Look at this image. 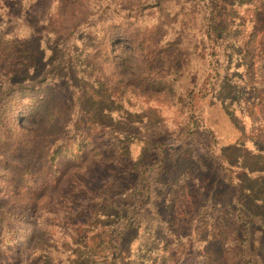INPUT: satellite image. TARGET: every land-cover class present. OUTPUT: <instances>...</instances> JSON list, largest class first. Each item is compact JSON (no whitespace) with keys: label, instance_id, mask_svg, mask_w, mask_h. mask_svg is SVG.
Segmentation results:
<instances>
[{"label":"rangeland","instance_id":"obj_1","mask_svg":"<svg viewBox=\"0 0 264 264\" xmlns=\"http://www.w3.org/2000/svg\"><path fill=\"white\" fill-rule=\"evenodd\" d=\"M7 1V13L22 14L36 24L32 33L23 24L11 25L10 30H16L19 37L41 40L46 46L45 58L42 60V52L36 56L40 62L34 79L47 70L50 74L33 88H27L33 82H26L22 89L18 84L7 87L0 80V96L6 93L0 99V264H52L55 260L58 264L84 260L87 264H112V253L116 252L110 248V240L105 241L109 236L111 239L112 230H123L118 242L119 264H151L156 260L163 264H227L222 230L215 220L221 204L234 210L237 201L264 222V162L255 147L264 151V129L247 107L250 95H239L222 73L223 78L214 81L220 83V90L196 100L205 132L191 133L184 97L188 74L176 82L157 79L143 85L138 78L139 54L126 40L111 44V67L98 60L96 56L101 54L93 47L86 51L95 60L91 59V65L59 56L58 49H63L61 42L56 44L59 31L65 41L70 39L74 51L90 39L97 44L99 25L79 26L83 17L101 5L120 7L126 1H103L89 5L88 10L86 0ZM212 3L226 38L238 37L237 31L252 20L249 0ZM259 24L264 29V12ZM251 25L253 22L247 30ZM8 61L14 65L12 57ZM226 63L227 57L224 66ZM195 65L201 66V60L192 57L191 66ZM94 69L108 74L107 86L96 81ZM241 73L237 68L229 75L236 80ZM87 86L82 107H77L75 97ZM80 119L83 123L76 125ZM60 141L55 163L50 165L48 147ZM218 156L238 168L237 193L223 179ZM143 175L150 182L151 195L140 191ZM84 189L103 193L105 207L96 217L88 213L77 219L68 217L88 205L77 195ZM186 196L194 198V208H187L194 223L180 231L176 215L184 218L185 207L179 203ZM58 209L63 213L61 219L55 215ZM127 211L137 212L129 228ZM195 228L202 239L208 235L211 239L202 243L194 238V244H202L191 243L194 248L183 257L175 250L176 238L180 234L188 241L185 236ZM170 246L173 250L164 256L163 249ZM38 249L54 258L46 260L45 253L35 252Z\"/></svg>","mask_w":264,"mask_h":264},{"label":"trees","instance_id":"obj_2","mask_svg":"<svg viewBox=\"0 0 264 264\" xmlns=\"http://www.w3.org/2000/svg\"><path fill=\"white\" fill-rule=\"evenodd\" d=\"M103 1L108 0H86L85 8L88 10L89 5H97ZM123 1L127 3L125 6L114 7L110 4L103 8L101 5L98 10L95 9L94 12L86 13L87 16L83 17L79 26L86 25L88 28H92L99 25L100 38L97 44L94 43L93 39H90L88 43L84 42L79 50L80 52L74 51V46L70 43V39L65 41L63 39L64 34L59 31L56 44L58 45L60 42L63 44V49H58L59 56L64 60L73 59L75 63L81 65H91L92 53H86V51L88 47H93L96 53L101 54L100 57L103 58L96 56L98 60L102 61L105 66L111 67L114 65L112 57L109 55L112 48L111 44H118L126 40L127 45L139 54L138 78L143 82V85H147V83L157 79L158 81L174 79L173 81L176 82L179 76L188 74L189 84L184 90V97L189 110L187 117L188 124L191 125V133L196 130L205 132V130H202L198 119L196 100L199 97L203 98L211 94L214 96L220 90V83H217V81L214 83V81L223 73L224 79L229 81L234 89L239 92V95H250L252 101L251 103L246 102L247 107L251 109L252 115H254L253 119L258 122L259 128L264 129V29L259 24V18L264 12V0H249L247 6L252 10V20L245 22L242 30L237 31L238 37L227 38L224 37L225 28L221 26L215 16L216 6L213 5L212 0ZM7 3V0H0V22H2V25H0V80L4 81L7 87L18 84L17 86L22 89L26 88V82H33L30 87H27L33 88L39 82L45 81L50 74L49 70H47L38 79L33 77L35 69L39 68L38 61L40 62V59L36 58V56L42 52L43 60L47 53L46 46L43 45L41 40L32 39L28 35L19 37L15 33L16 30H10L11 25L18 26L23 24L29 29V33H32L36 24L33 23V26L22 14L15 16L7 13ZM92 19L96 22L94 23ZM251 22H253V26L251 25V30H247ZM117 40L118 42H116ZM227 43L233 45L229 46ZM200 46L202 47L201 49ZM196 53H200V57H197ZM10 57H12L14 65H9L8 60ZM192 57L200 59L201 66L197 68L195 65L196 68H193L191 66ZM226 57L228 58V63L224 66L223 60ZM20 60L24 61L23 65L20 64ZM6 64L8 65L7 67ZM232 65H235L236 68H233ZM237 68H241L242 73L239 76L240 79L235 80L229 73ZM108 73L110 72L108 71ZM92 75L99 84L107 86L108 82H105L108 80L107 73L104 74L94 69ZM87 89L88 86L82 90L83 92L80 95L75 97L77 107L79 105L82 107V96ZM5 95L6 93L1 95L0 99ZM82 123L83 119H80L76 125H81ZM208 133L213 139L212 133L209 131ZM77 140L82 141L79 138ZM61 144L60 141L48 147L49 156L52 153L50 165H54L56 153L59 152ZM257 144H260V141ZM255 147L261 152L257 151L258 156L264 162V151H261L256 145ZM218 159L225 174V176H221L226 182L228 181L227 183L230 187L233 186L237 193L239 185H235V183L238 180V168L227 160L228 164H226L221 156H218ZM150 171L148 170V172ZM139 187L143 195L152 194L147 176H142L139 181ZM77 195L83 196L87 200L88 205L83 206L75 214H70L68 217L77 219L79 216H86L87 213L96 217L106 205V196L99 191L84 189ZM195 199L200 201V197H195ZM179 205L185 207L184 218L176 215V227L182 231L194 223L193 217L190 218L188 212V206L190 209L194 208V198L190 199L189 196H186L184 202H180ZM234 205L235 209L231 210V206L226 209V205L221 204L220 210H217L221 213L215 219L216 224L222 230L220 238L223 245V253L227 257L226 263L264 264V222L258 216L248 213L239 202L235 201ZM62 214L58 209L55 214L57 215L56 218L61 219ZM128 214L131 217L128 218L127 228L131 227L132 220H136L137 212L127 211V217ZM122 233L123 230H112L110 233L111 239L109 236L105 240H110V248L116 252V254L112 253L114 256L112 264H119L118 261L121 259L118 242ZM175 234L177 235L178 232ZM187 235L185 239H188V241L183 240L182 238L184 237L179 234L174 243L175 250L182 252L180 254L183 257L189 256L195 244L199 243L196 242L194 244V238L202 243H206L207 240L211 239L209 235L205 240L202 239L201 233L196 228L193 231L192 229L188 231ZM214 239L216 238L212 240ZM191 243L194 244L193 247L189 246ZM202 243L199 244L201 245ZM163 250L164 256H166L168 250L173 249L170 246L165 247ZM35 252L45 253L44 258L46 260L54 258L50 253L43 252L40 249ZM84 262L88 263L85 260ZM85 263L81 262L80 264ZM52 264L58 263L55 260ZM151 264L163 263L156 260Z\"/></svg>","mask_w":264,"mask_h":264}]
</instances>
